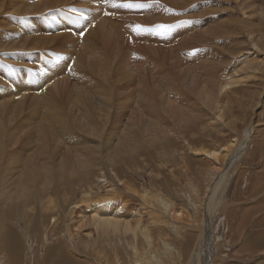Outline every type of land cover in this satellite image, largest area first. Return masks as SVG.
Returning a JSON list of instances; mask_svg holds the SVG:
<instances>
[{"label": "bare ground", "instance_id": "obj_1", "mask_svg": "<svg viewBox=\"0 0 264 264\" xmlns=\"http://www.w3.org/2000/svg\"><path fill=\"white\" fill-rule=\"evenodd\" d=\"M116 1L117 0H111V2H105L104 0H44V1L38 0V2H36V0H32V3H31V0H0V15L5 14L3 17L0 18V72L2 71L1 73H3V72L6 73V68L8 66H10V68H11L8 71L14 70L13 69L14 66L12 67L11 65H15L17 63L20 64L21 61H23L25 59H29V58L31 60H32V58H35L36 61H39L40 67L44 70V75H45L44 77H46V79H51V78L53 79L54 77H57L56 76L57 73L66 69V67L70 64L71 61H73L72 62L73 68H71V69H75L76 66H83L84 67V64L86 65V63H84V64L80 63L78 57L76 59L73 58L74 60L71 59V57H73L71 55H73V53L77 49L76 48L77 45H76V41H75L76 38L74 36H69V35L58 36L57 34H54L52 37H46V36H44L45 35L44 33H47L48 31H56V30L60 31V30H63L65 28H69L71 30H73V28H74L75 31L80 32V27H81V23H82L83 26H89L90 27L89 28V30H90L89 36H91V34L94 32V28H92L91 24L94 21L99 19V21L101 22V25L98 27L103 30L102 25H104L109 20L106 17L105 13H103V15L105 17L102 15V10H106V11L113 10V11H119L120 13H123V14H127V13L132 12L131 9H133V11H135V9H136V11H140L139 13L141 14V16L148 19L147 21H142L141 17H135L136 19L135 18L134 19L137 20L138 23H141V24H147V23H149V21H152V23L153 22L155 23V21L156 22L157 21H171V20L180 18L182 16L181 15L182 12L186 13V17L189 18V19H185V21H187L186 25L183 24V26H182V23L180 22V24H178L179 26L181 25L180 28L177 25V27L175 29L176 31L174 33L175 34L182 33L183 35L185 34L184 35L185 39L188 40V42H185L184 39L181 40L180 43L177 44V49L175 47L174 48L175 51L170 50L169 52H165V50H164L165 48L164 49L163 48L155 49V48H153L152 45H149L150 47H148L149 49L146 51H145V48H142V50L137 49V50L132 51V53L131 52L129 53V52H127L128 49H126V52L123 54V58L121 59L122 61L119 62L120 64L117 65L116 70H115V72H118L119 71L118 69L120 68L121 74L124 73V75H125L126 72L129 73V75L131 74L130 75L131 77L128 80H132L134 82H137L138 85L140 86L139 89L136 91V95H137L136 101H134V100L131 101L130 100L131 97H128L127 101H124L123 104H125V106H127V107H131V108L133 107L132 108L133 116L137 115L136 113L138 110L139 111L140 110L145 111L144 116H146V118H147L146 119L147 121H145L147 124V127L145 128V130L142 129L143 133L144 132H145V134L149 133V132L152 133L153 139L155 140L154 143L157 142L158 144L161 145V146H158V148L162 150L160 152V154L163 152L162 153L163 155L161 154L163 158L165 157V154H167V156H169L170 153L173 151L172 150L171 152H168L167 149L161 148V147H164L166 144H168L167 142H168V135H169L167 133V130L163 126L165 124L164 120H166V122H169V124H170L169 127L174 128V126L171 123L172 120L167 119L166 117L163 116V115H165L164 112H163V115L160 113V105L161 104H159V103L160 102L162 103V100H159V101L155 100V97H153L154 96L153 93H156V91L153 92L152 90H149L147 88V86H144L145 82L147 81L146 80L147 77H146L145 73L144 74L143 73H140V74L137 73V71L139 70L138 68L140 67V64L138 67V64L136 62V61H138V57H139L140 61L143 60L142 66H144L146 68L145 70L150 69L151 71H153L154 76H152V77H155L153 80H155L154 84L158 88V92H159L158 95H160L163 100L166 97L169 98L167 96V94L171 96V94L173 92H175V90H176V85H174V84L178 81V79L175 78V75L172 74V71L174 70V67L178 68V66L177 65L174 66V64L177 63L176 61L180 60L179 56H181V53H182V55H183V53L187 54L188 52L191 51L190 49L192 47L196 48L197 45L200 47V44L202 46L203 45L206 46V45H209V43H210V45H211V42L213 41L212 38L217 37L215 39V40H217L219 38V36L222 37V35H223L220 33H222L223 30H227L225 28H231L230 25H229L230 27L229 26L226 27V25H228L227 23L233 24L235 22H238V24L242 25V23L244 22V18L242 17V15H244V13H245V14H247L248 22H244V23L246 25H251V26L246 27L247 30L245 29L247 35L245 34L246 36L244 35L245 37H243L244 38L243 40H245V38H246V41L243 44L246 45L247 47H244V46L243 47L246 48L249 52L255 53L254 54L255 56L254 57L252 56L254 58V60L261 58L260 59V63H261V67H262L261 69H262V72L264 73V37H263L264 27H263V32L260 33V36H257L256 34H254L253 33L254 29L253 28L251 29L252 25L257 24L258 26H257V28L255 27L257 29V30L255 29V32H257L259 34L260 28L262 29L261 25H263L262 23L264 22V19H263L264 17L263 18H261L262 16L259 17L260 18L259 21L256 22L255 17L258 15L259 12L257 11L258 13H256V11H255V13L257 15H255V17L253 18V15L255 14L254 10H250V11L247 10L248 7L251 9L252 5L254 3L251 4V2H248L247 5L246 4L243 5L244 2L242 1L243 3H240V7L239 6L238 7L241 8V6H242L243 8L241 9V11L239 9V12L236 10L238 12V14H240L241 16L239 15V17H237L238 14L230 12L228 14L229 16L226 17V20H225L226 23H224L223 25L221 23H219L222 26H220L217 23L220 21H215L217 23L216 26L219 25L220 27L219 26H217L218 28L216 26L214 27L213 25L215 24V22H214V24L212 22V25L208 24L209 26H206L207 28L205 27L207 30L202 31V30H200L201 20L199 22V20H198L199 18L197 17V15H195L193 13L197 17V19L194 20L195 17L192 18V17H190L191 14L190 15L187 14L191 11V9L192 10L196 9L195 6H193V8H192V6L189 5L194 0H143V2H145L147 4H144V7H142V9L139 7H133V8L112 7V3L116 4ZM244 1L246 2V0H244ZM122 2L123 3H120V4H125V3L136 4V2H127V1H123V0H122ZM261 3L264 4V2H261ZM117 5H119V4H117ZM198 5H200L199 7L201 8V10L199 11V13L198 12L197 13L201 14V15L202 14L203 15L209 14V10L212 8V7L211 8L209 7V9H206V7H208L207 0H200V3ZM220 5H221V3H220ZM61 6H63L65 10H69V11H73L71 8H74L75 13H76V11H82V16L81 17L80 16H78V17L72 16L70 19L69 15L67 14L69 11H66L65 13H64V11L63 12H55L56 14H53L52 12L46 10L48 7L49 8H51V7L59 8L60 7V9H61ZM79 6H85L86 10H83L82 8H79V10H78L77 7H79ZM263 7L261 6V8H263ZM179 8L180 9L182 8L181 13H180V11L178 12V10H175V9H179ZM189 8H191V9H189ZM235 8L230 9V11L235 10ZM212 9H211V11L213 12ZM252 9H254V8H252ZM214 11H216V10H214ZM240 12H242L243 14H241ZM261 13L263 14L264 12L261 11ZM211 14H213V13H211ZM126 16L129 18L130 15H126ZM50 18H53V21ZM227 19L229 21H227ZM209 20L213 21L212 18H210ZM209 20L206 21L204 19V23H208ZM185 21L183 23H185ZM222 22H223V20H222ZM197 23H198L199 27H198ZM244 23H243V26H245ZM138 25L132 21H129V20L124 21L121 24H118L115 22L112 24V26H110L111 30H107V31H109V33H112V32L115 33V31H116L118 34L119 33L122 34L120 29H121V26H124L125 30H127V31L131 30V32H133V34L140 35L142 37V39L144 38V40L146 42L149 41V43H151V44H153L154 41L159 40L158 39V38H160L159 36H155L154 34L150 35L148 33V30L141 28V27L138 28L137 27ZM196 29H197V31H196ZM237 29L238 28H236V30ZM98 31H101V30L98 29ZM191 31H192V33H190V35H189V32H191ZM193 31L195 33H193ZM225 32H227V31H225ZM33 33H35V36H32ZM75 34L78 35V33H75ZM80 37L82 39L80 46L83 48V50L88 49V52H89V54H88L89 64L87 63V68H84L85 72H87L86 69H88L89 68L88 65H90L91 68H96V70L98 72L101 71V73H103V75L100 77L98 76L99 78L95 81L85 79V81L88 82V84H89L88 86H85L86 87L85 90H83L84 88L82 89L81 86L80 87L79 86L68 87L69 88L68 94L71 93V94H73V97H74L71 101L72 104H71V106L69 105V107L65 108L61 104V102L59 103V101L55 100L54 97H51V95H49V96L47 95L44 97L42 96L43 98L46 97L44 99L45 103L42 104V107L44 109L42 107L41 108L43 110L36 108V110L29 111V113L24 114L23 117L21 118V120L17 124H15L16 125L14 127L15 129L9 128L12 132H10L8 130V128L6 129L7 120L11 119L12 116H13V118H15V117L17 118L18 115H20L22 113V110H24V106L20 103L13 104L10 101L8 102L7 99H11L10 97L14 98V95H17V94H19V95L21 94V97L23 98L27 94V93L26 94L24 93L25 92L24 90H27L29 88L30 82H29V79L27 78V76H25V73H28L27 70L20 68V67H18V69H17L20 72L19 76H17V74H14V76H12V74L10 76H8V74L7 75L3 74L4 78L11 79V84L13 82L14 86L12 88V87H9V85H7V84L3 83L4 84L3 86H1V84H0V166H1V163L3 162L4 157H6L5 158L6 160L11 159L8 161L10 164H11L10 161H13V163H15V165H16V163L18 164L20 159L18 157H16L17 155L14 152L15 150L11 151L10 148L14 147L19 142L21 144V139H23V138H25V139H23L24 140V146L29 145V146L25 147L26 148L25 152L28 150H31L32 152L29 155L27 154L26 156L22 155L23 160H24V157H26V160H24L26 162H25V164H22L23 166L20 168L21 169L20 173H19L20 178H19V180H16L17 181L15 183L16 185H13V183H12L13 187L9 186L10 188H6V186H4L5 184H3L4 181L1 182L0 198H4L5 200H9V201L11 199L19 201L21 198H23V196H25V197L31 196L32 198L33 197H39L40 196L39 195V189H42L41 191H44V194H46L47 192L45 193V191H49L48 190L49 186L52 183L54 184V182L58 181L59 183L60 182L65 183L68 180H70L72 182V180L70 178L71 177L77 178V176L78 177L82 176L83 178H86V177L90 178V177H92L93 174H96L95 171H97V175H96L97 177L94 180L96 182L95 185H97L99 188H100V186L106 187L107 192L102 196H99L100 195L99 194V195H95L93 197L92 196L88 197V195H89L88 192L92 193L94 188L91 189L92 188L91 187L90 190L86 191L87 192L86 193L87 198H84L83 200L87 201L86 207H88V210L90 211L88 213H91V219H90L91 224L96 228L97 232H99L102 235H110V234L112 235V234H118V233L119 234L122 233L124 235L132 234L133 237H132L131 241H133L132 242L133 244H130V245H131L133 252L135 253L136 258H137V260H134L133 264H164V259H163L164 255H165V257L167 255V256L172 258L174 252L176 254V250H174V252L171 250V248H173V245H172L173 243L171 242L170 238L168 237L170 235V234H168L169 230H171L170 228H173L172 230H173V232L175 231L174 233H176V235H178V236L181 235V237H183L182 236L183 233L181 234V230L185 229L183 231H186L188 227H190L191 229H195L197 232L199 231V234H198L199 236L197 235L199 238L198 239L199 244L197 242L198 246L197 247L195 246L193 248V251L190 255L191 257H189V259L191 258L189 261V264H209L210 261L208 262V258L210 259L211 257H209L210 254L208 251H207V253L209 256H207V254L205 256V253H204L205 250L202 251V243L205 241L206 238H208V241L206 239L207 242H209L210 238H212V239L214 238V233H215L216 228H217L216 227V225H217L216 221L217 220L220 221L218 216L213 218L214 220L211 217V215L215 211L218 212L216 210V206L220 202L218 203V201H217V197H218L217 194H219L220 191L222 189H224V187L226 186V184L228 182V168H229V166L231 167L232 162L237 160L238 157L241 155V153H243V150L246 149L247 138H248L247 141L250 143L251 134H252L253 128H254V127H252V125H249V132L245 131L246 135L244 134V136L241 137L240 131L238 132V130H237L238 121H240V120L238 119V115L235 116V115H233V112H232V108L235 106V105L233 106V103L234 102L236 103V101H237V100L235 101L234 100L235 98L233 97V94H235V93L237 94V92H238V89L235 86L241 82V78H240L241 76L238 77L237 72H235V71L233 72L232 70L238 65L235 66V63H234L230 69L227 67L224 69H221L223 71H221V72L219 71L220 75L217 77L219 79H214V78H216L214 74L216 73L218 66L215 65L214 63L210 62V60L205 62L203 65L205 67V71H207L206 74L207 75L212 74L214 76V78H209L207 76V78L205 79V83L211 85V87L209 86L210 89L206 85L201 87V84H200L201 81L199 80L200 77H199V75H197L198 72L196 74V71H198V69L201 70L200 65L197 66V64H196L197 67H193L188 73L184 71L185 74L186 73L188 74V76H187V79L185 82L186 85H184V83H183V85L187 89L193 90L194 95H196V96L199 95V99H197V101H199V104L197 106H199L200 109L203 111V113H201V114H196V111H195L196 108L193 107L191 109L192 111L185 113V116L183 117L184 120L185 121H189V120L191 121L192 119L197 120L200 118L203 122V125H205V127H208L209 124H212L213 126L218 127L220 132L225 133L224 136L222 135L223 136L222 141H219V140L218 141L217 140L208 141L207 140V142L201 141L197 144L195 141H194L195 143H193V140H190V139L183 137L184 138L183 139V142H184L183 146H185L184 149L189 150L194 155L202 157V163L204 164V166H206V170H207V173H206L207 175L205 176L206 179H205V182L203 184V188L202 187L200 188L198 185H195L193 182V179L191 180V178L189 179V181H187L188 183H186V185H185L187 189L185 190V192H187L188 199L190 200V204L188 206H184V205H181L180 203H178L176 200H173L174 198L172 199L171 197L167 196L165 194V192H163L162 188L157 189L158 187L155 188L154 185H153L154 188L151 187L150 185L147 186V184L146 185L144 184L145 186H143L139 189L137 187L135 188L134 187L135 185L134 186L130 185V182L128 183L127 180L124 179L125 175L119 173L121 170L118 172L117 171L118 169L117 168L115 169L116 166L113 167V165H115L116 163L117 164L121 163L122 165H126V167H124V169L131 170V169L135 168V166H132V165L128 166L129 163L130 164L135 163L136 166L138 165V161H136L137 157H135L134 155L136 153V156H137V154L140 152V150H138V148H140V143H138V142L141 141V137H143L144 134H142V136L140 134L138 135V131H137L138 129L135 128V124H134L135 122L132 123V120L130 119L131 117L128 120L126 119L127 121L123 122V120L120 121V117L118 119L117 114H116L117 117H114V114H112L113 111L111 112V108H112V105H114V103H113V92L115 90H113V89L115 87V85H114L115 82L111 83V82H113L112 80L114 78L113 79L111 78L112 80L110 81L109 80L110 78L108 77V75H110L111 65H113L112 64L113 60L109 57V55H110L109 53H108V55L106 53H104V52H106L105 51L106 49L104 50L103 48H101V46H97L96 43H94L95 45L93 44V42H92L93 39H91V42H92L91 43L88 39L89 37H83L82 38V36L79 34L78 39H80ZM259 37L261 39H259ZM173 38H175V37H173ZM235 39H237V38H235ZM150 40H151V42H150ZM167 40H166V38L165 39L162 38V40H160V42L165 41L166 43H168ZM56 41H58V43ZM169 41H173V40H169ZM216 42L220 43L221 45H222V43H223V45H225L224 40L223 41L217 40ZM194 43H197V44H194ZM249 43L252 44L250 46V48L253 47L252 49L249 48V45H250ZM104 44H106V43H104ZM213 44L217 45L215 43H213ZM116 45L119 46L117 43H116ZM228 45H230V44H228ZM223 47H225V46H223ZM188 48H190V49H188ZM240 48L241 47H239V50H240ZM53 50H56L57 52L61 51V54L58 57H56V59H53V60L51 59L48 61H44V59L43 60L41 59L42 57H40V56L44 55V57L46 58V56H47L46 54L53 51ZM234 50H235V48L233 49V51ZM239 50H237V52ZM21 51H22V53H20ZM25 51H28L27 53H29V54H25L26 53ZM29 51H32V53H35V54L31 55V53ZM222 51L224 52L225 49H223ZM205 52L206 53L204 55H199V56H201L200 59L202 60L201 62L199 61L200 62L199 64H201L205 61V60H203L202 57L206 56L208 53H209L208 56L210 55V53L212 56H215V52L212 49L206 48ZM235 52H233V55L236 54ZM117 53H118V51H117ZM117 53H115V54H117ZM150 53H152L154 55L150 56ZM168 53H170V54H168ZM217 53H218V55L222 54V53H220V51L216 52V54ZM132 54L134 56H132ZM245 54H243V57L240 56V58H241V60L239 61L240 64L241 63L242 64L247 63V61L244 62V60L247 58ZM113 55H114V53H113ZM136 56H138V57H136ZM177 57L179 58V60L176 59ZM249 57H251V56L249 55L248 58ZM225 59L227 60L228 58H225ZM225 59L224 58L221 59L223 66L225 65V62H226ZM249 59H252V58H249ZM249 59H246V60H249ZM252 60H250L249 62L251 63ZM16 61H20V62L16 63ZM169 61L173 62L174 64L170 65L168 67L167 62H169ZM115 64H117V63H115ZM115 64H114V66H115ZM228 64H229V61L227 62V65ZM121 68H123V70H121ZM76 69H77V67H76ZM208 69H210V70H208ZM56 70H57V72H56ZM134 70L137 73V74L135 73L136 75H132L135 72ZM192 70H195V71L192 72ZM175 71H177V70H175ZM238 71H239V69H238ZM239 72H241V70ZM245 72H247V71H245ZM253 72H255V71H253ZM64 73H65V71H64ZM203 73H204V71H203ZM249 74H247L246 77ZM253 74L256 75L257 73H252L251 75H253ZM94 75H95V72H94ZM261 75H259V76H261ZM113 76H111V77H113ZM127 76H126V79H127ZM189 76H191V77L189 78ZM163 77H165V79L172 80V81L166 82L164 84L162 82ZM220 78H221V80H220ZM6 79H4V80H6ZM126 79H125V81H127ZM249 82H251V81H249ZM6 83H8V82H6ZM55 83H56V81H55ZM251 83H253V82H251ZM260 83H262V82H260ZM117 85H119V84H117ZM129 85H130L129 83L126 84V87H128ZM259 85H262V84H259ZM87 89L90 90L91 94H94L95 96L98 97L97 103L99 105V109L95 108L93 100H91V94L89 95V93H87ZM154 90H156V89H154ZM250 90H253V93L252 92H251L252 94L250 93L252 95L251 98L253 99V101H251V99H250L247 102V104L249 105V108L243 109V114H242L240 119L243 118L244 122H245V119H247V116H249L248 113L253 114V111L256 110L255 106H257L260 101L264 100V89H261V91H260V88L257 89V87H256V90L255 89H250ZM51 91H52V89H51ZM224 91H225V94H223V95L225 96V98L222 97L223 98L222 99V98H220V96H221V93ZM163 92H166L165 96L164 95L162 96ZM213 92L214 93L216 92V97L213 96ZM130 93H132V92H130ZM130 93H129V95H130ZM131 95L133 96L134 93H132ZM230 96H231V98H230ZM42 97H41V99H42ZM258 98H259V100H258ZM186 99L187 98H185V101H186ZM11 100L13 101V99H11ZM126 102H127V105H126ZM251 102H254V103H251ZM29 103H30V101H29ZM134 103H136V104H134ZM68 104H70V103L68 102ZM129 104H134L136 106L135 107L133 105L129 106ZM37 105H36V107H37ZM73 107L77 109V110H75V111H77V114L75 115V117H74V115H73V117L70 116V114H73L72 113ZM198 109H196V110H198ZM27 110H29V109H27ZM41 111L44 112V116H45V117L43 116L44 118H49L52 121H54L55 128H57L56 131H58L59 134H60V132L62 134H64V133L68 134V136L70 138H68L67 135H66V137L68 139H72L74 141L73 143L75 146L76 145L78 146V144L83 145V143H81V142H84V141H86L87 143L91 141V140L89 141V139H86L83 137H82V140L81 139L79 140L81 134L79 135V133L77 134L74 131L75 127H78L79 129L78 128L77 129L79 131H80L81 127H83L84 129H87L89 137L90 136L95 137L94 138L95 142L93 145L92 144H90V146L79 145L80 148H77V149L75 148L76 150L73 149V150H75V154H74V157H72V161H70L71 164H69V166H70L69 168L66 167V165H68L67 161H64L62 159L59 160L60 162H58V163L56 162L55 165H53L52 160L49 158L50 155L47 156L50 160H48V161L46 160L47 153L48 152L50 153V151H51L48 148L51 143L49 144L47 141V138H46L47 132L46 131L47 130L49 131V129H51L50 128L51 125L48 127V126L44 125L45 123H42V119L40 120V117H39V115L40 116L43 115V113H41ZM100 111L103 112V114H101ZM184 111L186 112V107H184V105H182V104L179 105L178 115L180 117L182 116L181 114ZM171 112H173L172 108H171ZM204 112H206V114H204ZM236 112L237 111L235 110V113ZM142 113L143 112H141V114ZM111 114L113 115V118L116 119V121L117 120L120 121V124H118V121H117V123L115 122V123L110 124L113 127L115 126V127H119V128L116 132H114L115 135H117V136H116V139L114 138L115 140L113 139V141H114L113 146H111V147H113V149L111 148L112 149L111 150L109 148L110 152L105 154L104 153L105 150H103V153L101 152L100 146H101L102 142H104L105 140L108 139L106 134L109 133L108 135H111V131L108 132L110 127H109V125H107V121L104 122V120H103L102 122H100L99 119H100V117H106V120H110V118L112 117ZM98 116H99V118H98ZM170 117L172 118V116H170ZM248 118H251V116ZM12 120H14V119H12ZM205 121H206V123H205ZM145 122H144V124H145ZM246 124H248V123H246ZM112 130H114V129L112 128ZM82 131H84V130H82ZM104 131H105V135H103ZM172 132H170V133H172ZM22 133L24 135L20 137V135ZM52 133L54 134V132H52ZM241 135H242V133H241ZM139 136H140V138H139ZM58 138H60V137H58ZM143 138H142V141H144L146 139V138H144V139ZM92 141H93V139H92ZM56 142H57V140H55L54 144H57ZM22 143H23V141H22ZM73 143H71V144H73ZM24 146H22V147H24ZM108 146L109 145H106V147H108ZM15 149H17V148H15ZM68 149H69V147L67 148V150ZM175 149H177V148H175ZM19 151L21 152V150H19ZM37 151L40 153L39 155L43 157L42 162H44V163L42 165V168L37 167L35 165L36 160H34V157H35L34 152H37ZM22 152H24V148H22ZM27 153H29V152H27ZM97 153H100V154L102 153V155L104 157H101ZM64 156L66 157V155H64ZM174 157H176V156L173 155V158ZM105 158H106V161H105ZM23 160H22V163H23ZM37 162H39V160ZM40 162H41V159H40ZM105 162H108L109 163L108 165L111 164V166H112V170H111L112 175H111L110 181L107 180L108 178H107L105 172L103 170H101V169H104L103 167L105 165ZM160 162L163 166H165L167 168V170L172 172V176H175L177 173H175L172 170V166H173L172 163H174L175 167H177L178 164L186 163V160L183 157H181L180 161L171 160L169 158L167 159L165 157V159H162ZM4 164H5V162H4ZM188 166H187V169L185 171H190V170H188V169H190V168H188ZM2 167H3V169L0 168V175L2 173V175L4 174V176H5V174L6 173L8 174L11 169L9 170V168H7L9 166L4 167L2 165ZM138 167L139 166H137L136 169H138ZM184 167H182V168H184ZM5 169H6V171H4ZM124 169H122V171ZM175 169H177V168H175ZM122 171H121V173H122ZM160 171L158 170V172H160ZM182 172H184V171L182 170ZM185 173H187V172H185ZM187 175L188 174H185L186 179L189 177V176L187 177ZM10 176H12V174H10ZM14 176H15V174H14ZM157 176H158V174H157ZM181 176H182V174H181ZM1 177H3V176H1ZM16 177L18 178V176H16ZM82 177H81V179L79 178V180L82 181ZM180 177L178 179H180ZM92 179L93 178H91V180ZM73 180H75V179H73ZM226 180H227V182H226ZM70 181H69V183H71ZM94 181H91V182H94ZM40 182L44 186H41L40 188L38 187L39 188L38 189L36 185H39ZM37 183H39V184H37ZM262 183H264V168H263V171L260 172L257 176V179L255 181V184H256L255 187L258 186L259 184H262ZM188 184H190V186H187ZM121 185L123 188H121ZM200 189H202V191H200ZM126 194L127 195H134L136 197L138 196L143 201V203L146 205L147 213L149 216L148 217L149 220L147 219L148 223L146 224V226L143 224V222H144L143 216L144 215L142 214V212L140 210H136V209L131 210L130 209V211H127V207H125V206H126V202L128 201V197ZM185 196H186V193H185ZM26 200H28V198ZM116 201L119 202L120 206H118L119 204L117 205V203H115ZM49 202H51V205H54V206L57 205L52 197L49 198ZM222 202H223V200H222ZM224 202H226V201H224ZM191 207L192 208L194 207L195 209L194 208L193 209L196 211L192 210ZM144 208H145V206H144ZM122 211H124V212H122ZM199 213L202 214V219L200 218L201 214H200V217L198 219V220H200V219L202 220L201 223L196 222V221H198L197 219H195V220L192 219L194 216H197V214H199ZM4 214H5V212L2 215H4ZM216 214H219V213H215V215ZM57 219L56 218L52 219L54 224H56L58 222ZM182 219L186 220L187 222L183 221ZM191 219L193 221H195L197 224L195 222L192 223ZM2 223H3V220H2V217L0 214V226H2ZM154 227L159 229V232L161 233L160 236L158 235V240H157L158 242H156V243H158L157 245L153 244L154 236H153L152 229ZM166 229H169V230H166ZM258 235L260 238H262V234L258 233ZM171 237H173V236H171ZM139 240L144 241L148 245L146 247L145 253H143L142 251H141L142 252L141 253L140 250L138 249V247H140V245L138 246ZM141 241H139V243H141ZM262 241H263V239H261L259 242L261 244H264V243H262ZM261 244H259V246H257L256 248L259 251L261 250L260 252L262 254H264V248H260ZM195 245H196V243H195ZM209 245H208V247H209ZM144 246H145V244H144ZM208 247H207V249H208ZM210 248L208 250H210ZM167 249H169V250H167ZM165 250H167V251L165 252ZM214 251H215V249H214ZM211 252H213V251H211ZM169 257H167V258H169ZM176 257H177V254H176ZM217 257H219V256H217ZM214 259H216V258H214ZM255 264H262V263L258 262Z\"/></svg>", "mask_w": 264, "mask_h": 264}, {"label": "rangeland", "instance_id": "obj_2", "mask_svg": "<svg viewBox=\"0 0 264 264\" xmlns=\"http://www.w3.org/2000/svg\"><path fill=\"white\" fill-rule=\"evenodd\" d=\"M42 1H44V0H42ZM123 1L136 2V4H141V5L147 4V3L143 2V0H123ZM36 2H38V0H36ZM137 2H139V3H137ZM248 2H251V4L254 3L252 5V8H254V9H252V8L250 9L248 7L247 10H249V11L254 10V13H255V11H256V13L259 12L258 15L256 13L253 15V18L255 17V15H257L255 17V21L258 22L260 19L259 17H261V16H262L261 18L264 17V15H263L264 13L263 14L261 13V11L264 12L263 11L264 10V7H263L264 4L261 3V2H264L263 0H254V1L253 0L252 1L246 0V2L244 0H227V1L226 0L225 1L224 0H207L208 7H206V9H209V7L213 8V9L211 8L213 10V12L210 9L209 14H207V15L206 14L205 15L198 14L199 11L201 10V8L199 7L200 5H198L200 3V0H194L189 5H191L192 8H193V6H195L196 9L192 10L191 8H189V9H191V11L187 14L188 15L191 14L190 17H192V18L195 17L194 20H196L198 17L199 22L201 20L200 30L204 31V30H207L206 26H209L210 24L212 25V22L214 24L215 21H220L217 23L218 24L221 23L223 25L224 23H226V21H225L226 17L229 16L228 14L230 12L238 14L239 9L241 11V9L243 8L242 6H241V8H239L240 3H243V5H245V4L247 5ZM31 3H32V0H31ZM120 3H123L122 0L116 1V4H120ZM220 3H221V5H220ZM261 6L263 8H261ZM62 7L63 6H61V9H60V7L59 8H53V7L49 8L48 7L49 9L47 8L46 10L52 12L53 14H56L55 12H63L64 11V13H65L66 11H69V10H65L64 7L63 8ZM79 8L86 10L85 6L77 7L78 10H79ZM139 8L142 9V7H139ZM232 8H235V10L230 11V9H232ZM71 9L73 11H69L70 13L69 12L67 13L69 15L70 19L72 16L73 17L74 16L75 17H78V16L81 17L82 16V11H76V13H75L74 8H71ZM181 9L179 8V9H175V10H178V12L180 11V13H181ZM131 10H132V12L127 13V14H123V13H120L119 11H113V10H108L109 12L106 10H102V15H103V13H105L106 17L109 20L106 22L107 24L105 23L104 25H102L103 30L98 27L101 25V22L99 21V19L94 21L91 24L92 28H94V32L91 34V36H89V32H90L89 28L90 27L89 26H83L82 23H81V27H80V32L75 31L74 28H73V30H71L69 28H65V29L60 30V31H57V30L56 31H48L47 33H44L45 34L44 36H46V37H52L54 34H57L58 36H63V35L74 36L76 38L75 41H76V45H77L76 48L77 49L73 53V55H71L73 57H71V56L70 57L72 60H74L73 58L76 59L78 57L80 63H82V64L86 63V65L84 64V67L83 66H76L77 69H76V67H75V69H71V68H73V63H72L73 61H71L70 64L66 67V69L59 72L60 74L57 73V75H56L57 77H54L53 79L52 78L46 79V77H44L45 76L44 70L40 67L39 61H36L35 58H32V60L29 58V59H25L21 62L16 61V63L20 62V64L17 63L15 65H11L12 67L14 66L13 67L14 70L8 71L9 69H11L10 66H8L6 68V73L5 72L1 73L2 72L1 71L0 72V76H1L0 77V84H1V86H3L4 84H7V85H9V87L13 88L14 84H13V82L11 84V79L4 78L3 74L4 75L8 74V76H10L11 74H12V76H14V74H17V76H19L20 72L17 70L18 67L27 70L28 73H25V76H27V78L29 79V82H30L29 88L27 90H24L25 91L24 93L28 94V95L26 94L27 96L25 95L22 98L21 94L20 95L17 94V95H14V98L10 97L11 99H13V101L11 99H7L8 102L10 101L13 104H15V103L22 104L24 106V110H22V113L20 115H18L17 118L16 117L13 118V116H12L11 119L7 120L6 129L8 128V130L10 132H12L10 129L11 128L15 129L14 128L16 126L15 124H17L21 120V118L23 117L24 114L29 113V111H34V110H36V108L43 110L44 108L42 107V104L45 103L44 99L46 98V97L43 98L44 96L51 95V97H54V99L59 101V103L61 102V104L65 108L69 107V105L71 106V104H72L71 101L74 97H73V94H71V93L68 94L69 93L68 87H70V86H79L80 87L81 86L82 89L84 88L83 90H85V88H86L85 86L89 85L88 82L85 81V79L95 81L100 76L103 75V73H101V71L98 72L96 70V68H91L90 65H88L89 68L86 69L87 72H85L84 68H87V63L89 64V59H88L89 58L88 57L89 52H88V49L83 50V48L80 46L82 39H81V37H80V39H78V36L80 34L82 36V38L83 37H89L88 39L90 42H91V39H93L92 40L93 44L96 43L97 46H101V48H103L104 50L106 49L105 50L106 52H104V53H106L107 55L109 53L110 54L109 57L113 60V62H112L113 65H111L110 75H108V77L110 78L109 79L110 81L114 78L112 80L113 82H111V83L115 82L114 83L115 87L113 89V90H115L113 92V103H114V105H112V108H111V112L113 111L112 114H114V117H117V115H118V119L120 117V121L123 120V122L127 121L131 117L130 119L132 120V123L135 122L134 123L135 128L138 129L137 130L138 135L140 134L142 136V134H144L143 137L146 138L145 139L146 141L145 140L142 141L143 137H141L142 142L141 141L138 142V143H140V148H138V150H140L141 153L139 152L140 154L138 153L137 156H136V153L134 155L135 157H137L136 161H138V165H137V166H139L138 169H136L137 166L135 165V163L134 164H130V163L128 164V166H131V165L135 166V168L131 169L132 171L129 169L128 170L124 169V167H126V165H122L121 163L120 164L116 163L115 165H113V167L116 166L115 169L117 168L118 172L120 170L122 171V169H124L122 171V173H121V171L119 173L125 175L126 178L124 177V179L127 180L128 183L130 182V185H132V186L135 185L134 186L135 188L137 187L139 189V188L145 186L146 184H147V186L150 185L151 187H153V185H154L155 188L158 187L157 189L162 188L163 192H165V194L167 196L171 197L172 199L174 198L173 200H176L181 205L188 206L190 204V200L188 199L187 192H185V190L187 189L185 186L186 183H188L187 181H189V179L191 178V180L193 179V182L195 185H198L200 188L201 187L203 188V184H204L205 179H206L205 176L207 175L206 174L207 170H206V166H204V164L202 163V157L194 155L189 150L184 149L185 146H183L184 145V142H183L184 138L183 137L190 139V140H193V143L196 142V144H197L201 141L207 142V140L208 141H211V140L222 141V138L225 135V133L220 132L219 128L213 126L212 124H209V126H208L209 128L205 127V125H203V122L200 118L197 120L192 119L191 121L190 120L189 121L184 120L183 117L185 116V113L192 111L191 109L193 107L196 109H198V108L200 109V107L197 106L199 104V101H197V99H199V95L198 96L194 95L193 90L187 89L184 86V85H186L185 82H186V79L188 76L187 73L193 67H197L198 65H200L201 70L198 69V71H196V74L198 72L197 75H199V77H200L199 80L201 81L200 82L201 87H203L204 85L211 87V85L205 83V79L207 78V76L209 78H214V76L212 74H210V75L206 74L207 71H205V67L203 64L210 60V62L217 65L218 67L216 66L217 70H216V73L214 74L216 78H214V79H219V78H217L220 75L219 71L220 72L223 71L221 69H224L226 67L230 69L231 66L235 63V66L236 65H238V66H236L232 71L237 72L238 77L241 76L240 77L241 82L235 86L238 89V92H237V94L236 93L233 94V97L235 98L234 100L235 101L237 100V101H236V103L234 102L235 104L233 103V106L234 105L235 106L232 108V112H233V115H235V116L238 115V119L240 120V121H238L237 130H238V132L240 131V136L242 137V136H244V134L246 135L245 131L249 132V125H252V127H254V128H253V132L251 134L250 143L247 141L248 140V138H247L246 149L243 150V153H241V155L238 157V159L233 161L231 164V167L229 166V168H228V182L226 180V182H227L226 186L224 185L225 187H224V189H222L220 191V193H221V194L219 193L220 195L217 194V196H218L217 201H218V203L220 202L216 206V210L218 212L215 211L212 214L213 216L211 215V217L213 219L216 216H218L220 221H218V220L216 221V224H217L216 227L217 228H216V231L214 233V238L213 239L210 238L209 242H207L208 238H206L207 241L205 239V241L202 243V251L205 250L204 251L205 256H206V254H207V256H209L207 251L209 252V254H210L209 257L212 258V259L208 258V262L210 261L209 264H255L258 262H261L262 264H264L263 263L264 262V254H262L260 252L261 250L259 251L256 248L257 246H259V244H261L259 242L261 239H263L262 243H264V183L259 184L258 186L255 187V185H256L255 181L257 179V176L260 172L263 171V168H264V103H263L264 100L260 101L259 104L257 106H255L256 110L253 111V114L248 113L249 116H247V119H245V122H244L243 118L240 119L242 114H243V109L249 108V105L247 104V102L250 99H251V101H253V99L251 98L252 97L251 94L253 93V90H250V89L256 90V87H257V89L260 88V91H261V89H264V75H263L264 73L262 72V69H261L262 68L261 63H260L261 58L254 60L253 57L255 56L254 55L255 53L249 52L246 48H244L247 46L243 44L246 41V38H245V40H243L244 39L243 37H245L247 35L246 27L251 26V25H246L244 23V22H248L247 14L244 13V15H242V17L244 18L243 23L245 26H243V23H242V25L238 24V22H235L233 24L227 23L228 25H226V27H228L230 25L231 28H225L227 30H223V32L220 33V34H223L222 37L219 36V38L217 39L218 41L224 40L225 45H223V43H222V45L220 43H217L216 42L217 40H215L217 37H214V38H212V40L214 42L212 41L211 45L209 43L210 46L209 45H206V46L203 45L202 46L200 44V47L197 45L196 48L195 47H192L191 49L188 48L191 51L188 52L187 54L183 53V55L181 53V56H179L180 60L178 57L176 58L177 60H179V61H176L177 63L175 62L176 64H174L171 61L167 62L168 67L170 65H173V64H174V66L175 65L178 66V68L174 67V70H173L174 72L171 70L172 74L175 75V78L178 79V81L174 84V85H176L175 92H173L171 94V96L167 94V96L169 98L166 97L164 100L162 99V97L160 95H158V93H159L158 88L154 84L155 80H153L155 77H152V76H154L153 71H151L150 69L145 70L146 68L144 66H142L143 60L140 61L139 57L136 56V57H138V61H136L138 64V67L140 64V67L138 68L139 70L137 71V73L138 74H140V73L144 74L145 73V75L147 77V79H146L147 81L145 82L144 86H147V88L149 90H152L153 92L156 91V93H153L154 94L153 97H155V100H158V101L162 100V103L161 102L159 103V104H161L160 105V113L163 115V112H164L165 115H163V116L166 117L167 119L172 120L171 123L174 126V128L169 127V125H170L169 122H166V120H164L165 124L163 126L167 130V133L169 135H168V142H167L168 144H166L167 146L165 145L164 147H161V148L167 149L168 152H171L172 150L174 151V152L172 151L173 153L171 152L172 154L170 153V155H169L170 157L167 156V154H165V157L167 159L169 158L171 160H178V161H180L181 157H183L186 160V163L178 164L177 167H175L174 163H172V165H173L172 170L175 173H177L175 175L176 176L175 177V176H172V172L167 170V168L165 166H163L160 162L162 159H165V157L164 158L162 157L163 152L161 153L162 155L160 154V152L162 150L158 148V146H161V145L158 144L157 142L154 143L155 140L153 139V135L151 132H149L150 134L149 133L145 134V132L143 133L142 129L145 130V128L147 127V124L145 122V121H147L146 120L147 118H146V116H144L145 111L140 110L141 112H143L141 114V112L138 110L136 113L137 115L133 116V111H132L133 107L132 108L127 107V106H125V104H123L124 101H127L128 97H131V99H130L131 101L132 100L136 101V97H137L136 91L139 89L140 86L138 85L137 82H134L132 80H128V79H130L131 74L129 75V73H127V72L125 73V75H124V73L121 74L120 68L118 69L119 70L118 72H115V70H116L117 65L120 64L119 62L122 61L121 59L123 58V54L126 52V49H128L127 52H129V53L130 52L132 53V51L137 50V49L142 50V48H145V51H146L149 49L148 48V47H150L149 45H152L153 48H155V49H159V48L164 49L165 48L164 49L165 52H169L170 50L173 51L175 47L177 49V44H179L181 40L184 39L185 42H188V40L185 39V36H184L185 34L184 35L182 33L175 34L174 32L176 31L175 29H176L177 25L180 24V22L182 23V26H183V24L186 25L187 21H185V19H189V18L186 17V13L182 12L181 13L182 18L180 17L178 19H174L171 21H157V22L155 21V23L154 22L152 23V21H149V23H147V24H141V23H138L137 20H135L136 19L135 17H141L142 21H147L148 19L141 16V14L139 13L140 11H136V9H135V11H133V9H131ZM214 10H216V11H214ZM193 13L195 15H197V17ZM211 13H213V14H211ZM240 13L243 14L242 12H240ZM1 15H0V18L3 17L5 14L4 15L1 14ZM126 15H130L129 18ZM239 15L240 14H238L237 17H239ZM210 18H212L213 21L209 20ZM50 19L53 21V18H50ZM204 19L206 21L209 20L210 22L208 21V23H204ZM128 20L134 22L137 25L139 24L138 25L139 28L141 27V28L148 30V33L150 35L154 34L155 36H159L160 37V38H158L159 40L154 41L153 44H151V43H149V41L146 42L144 40V38L142 39V37L140 35L133 34V32H131V30H128V31L125 30L124 26H121V29H120L122 34L119 33L122 37L116 31H115V33L114 32L109 33V31H107V30H111L110 26H112L113 23L116 22L118 24H121L122 22L128 21ZM222 20H223V22H222ZM184 21H185V23H183ZM227 21H229V20L227 19ZM217 23L215 22V24L213 26L215 27ZM221 24H219V25L222 26ZM262 24H263V25H261L262 29L260 28L259 34L257 32H255V29L258 26L257 24H254L251 27V29L252 28L254 29L253 33L256 34L257 36H260V33L263 32L264 22ZM197 25H198V23H197ZM219 25H217V26H219ZM161 26H164V27H161ZM180 26L178 25L179 28H180ZM198 27H199V25H198ZM236 28H238V29L236 30ZM98 29L101 31H98ZM196 31H197V29H196ZM225 31H227V32H225ZM75 33H78V35ZM190 33H192V31L189 32V35H190ZM193 33H195V32L193 31ZM32 36H35V33H33ZM173 37H175V38H173ZM263 37H264V33H263ZM162 38L163 39L166 38V40L168 39L167 40L168 43H166L165 41L160 42V40H162ZM235 38H237V39H235ZM259 39H261V38L259 37ZM169 40H173V41H169ZM58 41H56V42L58 43ZM150 42H151V40H150ZM104 43H106V44H104ZM116 43L119 46H117ZM213 43H215L217 45H214ZM194 44H197V43H194ZM228 44H230V45H228ZM249 44H250L249 45V48H250V46L252 44L251 43H249ZM223 46H225V47H223ZM238 46L241 47L240 50H239ZM206 48L214 50L215 56H212L211 53L208 56V54H209L208 53L206 56L202 57L203 60H205V61L203 63L199 64L202 61L200 59L201 56H199V55H204L206 53L205 52ZM234 48H235V50L233 51ZM252 48H250V49H252ZM223 49H225L224 52L222 51ZM236 49L239 51L237 52ZM117 51H118V53H117ZM218 51H220V53H222V54H219V55H218V53L216 54V52H218ZM25 52H26L25 54H29V53H27L28 51H25ZM29 52L31 53V55L35 54V53H32V51H29ZM233 52H235L236 54L234 53L235 55H233ZM20 53H22V51ZM113 53H114V55H113ZM115 53H117V54H115ZM60 54H61V51L57 52L56 50H53V51L46 54L47 55L46 58L48 57L47 59L44 57V55H42L40 57H42L41 58L42 60L44 59V61H48L51 59L52 60L56 59V57H58ZM168 54H170V53H168ZM243 54L246 55V57H247L246 59L252 58L254 61L252 59H249V60L245 59L244 62L247 61V63L246 64H242V63L240 64V62H239L241 60L240 56L243 57ZM152 55H154V54L150 53V56H152ZM249 55L251 57L248 58ZM132 56H134V55L132 54ZM223 58L224 59L228 58L227 60L225 59L226 62H225L224 66L221 62V59H223ZM250 60H252L251 63L249 62ZM228 61H229V64H228L229 66L227 65ZM114 62L117 64H115ZM114 64H115V66H114ZM196 64H197V66H196ZM238 69H239V71L241 70V72H239ZM121 70H123V68H121ZM175 70H177V71H175ZM208 70H210V69H208ZM252 70L255 72H253ZM64 71H65V73H64ZM184 71L187 72L186 73L187 75L185 74ZM193 71H195V70H192V72ZM203 71H204V73H203ZM245 71H247V72H245ZM56 72H57V70H56ZM94 72H95V75H94ZM251 72L257 73V74L251 75L252 74ZM135 73H136V71L132 75L137 74V73L136 74ZM247 74H249V75L246 77ZM259 75H261L262 77ZM111 76H113V77H111ZM126 76H127V79H126ZM190 77L191 76H189V78ZM3 78L6 80H4ZM125 79L127 81H125ZM220 80H221V78H220ZM55 81H56V83H55ZM169 81H172V80L165 79V77H163V79H162V82L164 84L166 82H169ZM249 81L253 82L254 84L249 82ZM6 82H8V83H6ZM260 82H262V83H260ZM128 83L130 84L129 85L130 87L129 86L126 87V84H128ZM183 83H184V85H183ZM117 84H119V85H117ZM259 84H262V85H259ZM210 87H209V89H210ZM51 89H52V91H51ZM154 89H156V90H154ZM130 92L134 93V95L132 96L131 95L132 93H130ZM87 93H89V95L91 94L89 89H87ZM129 93H130V95H129ZM165 93L166 92H163L162 96L163 95L165 96ZM223 94H225V91L221 93V96L219 95L220 98H222V97L225 98V96ZM213 96L216 97V92L215 93L213 92ZM41 97L43 100L41 99ZM185 98H187L186 101H185ZM230 98H231V96H230ZM91 100H93L95 108L99 109V105L97 103L98 97L95 96L94 94H91ZM258 100H259V98H258ZM29 101H30V103H29ZM68 102L70 104H68ZM251 103H254V102H251ZM134 104H136V103H134ZM134 104H129V106L133 105L135 107L136 105H134ZM181 104L184 105V107H186V112L185 111L182 112V114H181L182 116L180 117L178 115V113H179V105H181ZM36 105H37V107H36ZM126 105H127V102H126ZM171 108H172L173 112H171ZM27 109H29V110H27ZM196 109H195L196 114L203 113V111L201 109L200 110L199 109L196 110ZM75 110H77V109L73 107V109H72L73 114H70V116L73 117V115H74V117H75V115L77 114V111H75ZM235 110L237 111L236 113H235ZM206 112H204V114H206ZM41 113H43V115L42 116L39 115V117H40V120L42 119V123H45L44 125L48 126V127L51 125V127H50L51 129H49V131L48 130L46 131L47 132V134H46L47 141L49 144L51 143L48 147L51 151H50V153L48 152L49 154L47 153L46 157L49 155L52 157L51 158L49 156V158L53 162V165H55L56 162L57 163L60 162L59 160H61V159L64 161H67L68 165H66V167L69 168L70 167L69 164H71L70 161H72V157H74L75 150L77 148H80L79 145H82V144H78V146L77 145L75 146L73 143L74 141L72 139H68V138H70L68 136V134L64 133L65 134L64 135L61 132L59 134V132L56 131L57 128H55L54 121H52L49 118H44L45 116H44L43 111H41ZM100 113L103 114V112H101V111H100ZM170 116H172V118ZM250 116H251V118H248ZM98 118H99V116H98ZM111 118H110V120H106V117H100V119H99L100 122H102L103 120H104V122L107 121V125H109V127H110L108 132L111 131V135H108L109 133H107L106 135H107L108 139L105 140L104 142H102V144L100 146L101 152L103 153V150H105V152H104L105 154L110 152L109 148L113 149V147H111V146H113V142H114L113 139L114 138L116 139V136H117V135H115L114 132H116L119 128V127H115V126L113 127L110 124L115 123V122L117 123V121H118V124H120V121L119 120L116 121V119L113 118V115ZM12 119H14L15 121ZM144 122H145V124H144ZM205 123H206V121H205ZM246 123H248V124H246ZM77 128L78 127H75L74 131L77 134L79 133V135L81 134L79 140L80 139L82 140V137L89 139V141L91 140L90 142H88L89 144L86 141L81 142V143H83L82 146H84V145L90 146V144L93 145L95 142V140H94L95 137H92V136L89 137L87 129H84L83 127H81V129L79 131L78 130L79 128L78 129ZM112 128L114 130H112ZM82 130H84V131H82ZM169 131L170 132L173 131V132L170 133ZM52 132H54V134ZM23 133L20 135V137L24 135ZM241 133H242V135H241ZM55 134L60 138H58ZM66 135L68 138L66 137ZM103 135H105V131H104ZM178 135L179 136L181 135V136L179 137ZM91 138L93 139V141ZM139 138H140V136H139ZM23 139H25V138H23ZM23 139H21V144L19 142V143H17V145L10 148L11 151L15 150L14 152L17 155L16 157H18L20 159L18 164L16 163V165H15V163H13V161H10L11 162V164H10L8 161L11 159L6 160L5 159L6 157H4V159H3V162H2L3 164L1 163V166H0L1 169H3L2 165L4 167L9 166L7 168H9V170L11 169L8 174L7 173L5 174V176H4V174L2 175V173L0 175V177L1 176L4 177V178L3 177L0 178V185H1V182L4 181L3 184H5L4 186H6V188H10V187H13V185H16L15 184L17 182L16 180H19V178H20V174H19L20 170H21L20 168L23 166L22 164H25V162H26V161H24V160H26V157H24V160H23V156L24 155L26 156L27 154L29 155L32 152L31 150H28L25 152V149H26L25 147L29 146V145L24 146V140ZM55 140H57V142H56L57 144H54ZM22 141H23V143H22ZM70 142L73 144H71ZM106 145H109L110 147L109 146L106 147ZM22 146H24V147H22ZM21 147L24 148L25 153L22 152ZM68 147H69V149L67 150ZM15 148H17L18 150ZM175 148H177L178 150ZM73 149H75V150H73ZM19 150H21L22 153ZM27 152H29V153H27ZM102 153L101 154L97 153V154H99L101 157H104L102 155ZM39 154L40 153L38 151L34 152V156H35L34 160H36L35 165L37 167L42 168V165L44 163V162H42L43 157L40 156ZM64 155H66V157ZM173 155H175L176 157L173 158ZM39 158L41 159L42 163L40 162ZM49 158L47 157L46 160L47 161L50 160ZM22 160H23V163H22ZM38 160H39V162H37ZM105 161H106V158H105ZM4 162L6 165L4 164ZM108 164H109L108 162H105V165L103 167L104 169H101V170H103L105 172V174L108 178L107 180L110 181L111 175H112V171H111L112 166H111V164L110 165H108ZM187 166H188V168H190V169H188L190 171H185L187 169ZM174 167L177 169H175ZM182 167H184L185 169ZM158 170L159 171L161 170L162 172L161 171L158 172ZM182 170L184 172H182ZM4 171H6V169ZM185 172H187V173H185ZM95 173L96 174H93L92 177H90V178L89 177L83 178L81 176L82 181L79 180V178L81 179V177L77 176L78 179L76 177L70 178L72 180V182L70 180L66 181L65 183H63V182L59 183L58 181L54 182V184L52 183L49 186V189H48L49 191H45V193L47 192L46 193L47 195L44 194V191H41L42 189H39L41 186H44V185H42L41 182H40V184L37 183V184H39L36 186H37V188L39 187L38 189H39V195H40L39 197L40 198L39 197H33L32 198L31 196H26V197L23 196V198H21L23 201L21 199L19 201L18 200H12V199L9 201V200H5L4 198H0V214H1V217L3 220L2 226H0V264H133L134 260H137V258H136V255L133 252V249L130 245V244H133L132 243L133 241H131V239L133 237L132 234L124 235L122 233H120V234L118 233V234H112V235L111 234L110 235H102L99 232H97L96 228L91 224V221H90L91 213H88L90 211L88 210V207H86L87 201L83 200L84 198H87V194H86L87 192L86 191L90 190L91 187H92L91 189L94 188L92 193L88 192V194H89L88 197H91V196L93 197V196L99 195V194H100L99 196H102L107 192L106 187L99 185L100 186V188H99L97 185H95L96 182L94 180L97 177L96 176L97 171H95ZM10 174H12V176H10ZM14 174H15V176H14ZM157 174H158V176H157ZM181 174H182V176H181ZM185 174H188L187 177L189 176L187 179H186ZM16 176H18V178ZM179 177H180V179H178ZM91 178H93V179L91 180ZM73 179H75V180H73ZM69 181L71 183H69ZM91 181H94V182H91ZM12 183H13V185H12ZM187 186H190V184H188ZM121 188H123L122 185H121ZM200 191H202V189H200ZM185 193H186V196H185ZM48 197L49 198L52 197L57 205L56 206L51 205V202H49ZM127 197H128V201L126 202V206H125V207H127V211H130V209L131 210H135V209L140 210L142 212V214L144 215L143 218L145 219V220L143 219V221H144L143 224L146 226V224L148 223L147 221L149 220L146 205L143 203V201L138 196L136 197L134 195H127ZM25 198L26 199L28 198V200H26ZM222 200H223V202H222ZM224 201H226V202H224ZM115 203H117V205L119 204L118 201H116ZM139 205L140 206L142 205V206L140 207ZM118 206H120V204ZM144 206H145V208H144ZM193 208L191 207L192 210L195 209V208L194 209ZM246 210L247 211L249 210L250 212L249 211L247 212ZM194 211H196V210H194ZM4 212L6 215L5 214L2 215ZM122 212H124V211H122ZM215 213H219V214L215 215ZM200 214L201 213L197 214V216H194L192 219L198 220L200 217ZM53 218H56V219L58 218L57 219L58 222L56 224L53 223V220H52ZM200 218L202 219V214H201ZM192 219H191L192 223L195 222ZM201 219L196 221V222L201 223V221H202ZM183 221L187 222L186 220H183ZM153 229H152L153 236H154L153 244L157 245L158 243H156V242H158L157 241L158 235L160 236L161 233L159 232V229H157L156 227H154ZM170 229L171 230H169V229H166V230H169L168 234H170V235L168 237L170 238L171 242L173 243L172 244L173 248H171V250L173 252H174V250H176L177 257H176L175 252H174L172 258L167 256V255L165 257V255H164V258H163L164 264H189V261L191 259V258L189 259V257H191L190 255L193 251V248L195 246L197 247L199 244V240H198L199 239L198 238L199 231L197 232L195 229H191L190 227H188L186 231H183L185 229L181 230V234L183 233L182 234L183 237H181V235L180 236L176 235V233H174L175 231L173 232V230H172L173 228H170ZM258 233L262 234V238L259 237ZM171 236H173V237H171ZM139 241H141V240H139ZM139 241H138V246L140 245V247H138V249L140 250V252L142 251L143 253H145L146 247L148 245L144 241H141L142 244L139 243ZM197 242H198V244H197ZM195 243H196V245H195ZM144 244H145V246H144ZM208 245H209V247H208ZM206 246L208 247V249L211 247L210 250H208ZM260 248H264V244H261ZM214 249H215V251H214ZM167 250H169V249H167ZM167 250H165V252ZM211 251H213L214 253ZM217 256H219V257H217ZM167 257H169V258H167ZM214 258H216V259H214Z\"/></svg>", "mask_w": 264, "mask_h": 264}, {"label": "snow or ice", "instance_id": "obj_3", "mask_svg": "<svg viewBox=\"0 0 264 264\" xmlns=\"http://www.w3.org/2000/svg\"><path fill=\"white\" fill-rule=\"evenodd\" d=\"M105 2H111V0H105ZM112 7H125V8H133V7H144V5L141 4H131V3H126V4H115L112 3ZM110 14V13H109ZM139 28V26H137ZM164 27V26H161Z\"/></svg>", "mask_w": 264, "mask_h": 264}]
</instances>
